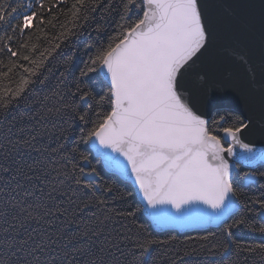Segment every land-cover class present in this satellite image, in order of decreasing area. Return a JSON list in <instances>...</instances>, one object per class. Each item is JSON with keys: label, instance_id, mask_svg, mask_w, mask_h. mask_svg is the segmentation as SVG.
I'll return each instance as SVG.
<instances>
[{"label": "snow or ice", "instance_id": "6c2138e0", "mask_svg": "<svg viewBox=\"0 0 264 264\" xmlns=\"http://www.w3.org/2000/svg\"><path fill=\"white\" fill-rule=\"evenodd\" d=\"M43 6L0 4V53L31 65L10 60L0 71L27 74L14 89L0 87V264H157L178 237L160 239L145 217L158 227L214 224L199 237L201 253L219 264H264V75L258 102L216 78L223 5L74 0L73 20L84 23L60 34L63 46L38 58L13 51L8 42ZM113 12L122 23L108 35ZM260 36L264 54V3ZM77 56L87 59L74 71ZM96 81L107 91L95 93ZM100 163L135 187L105 179ZM257 185L261 195L245 199L243 189Z\"/></svg>", "mask_w": 264, "mask_h": 264}, {"label": "trees", "instance_id": "16d2710c", "mask_svg": "<svg viewBox=\"0 0 264 264\" xmlns=\"http://www.w3.org/2000/svg\"><path fill=\"white\" fill-rule=\"evenodd\" d=\"M8 0H0V4L7 5ZM23 3H29L32 2V0H21ZM110 3H114L117 6H119L120 0H108ZM74 3V0H43V9L39 10V16L36 18V21H34V26L28 30L25 31L24 35L21 37L19 33H17L16 37L13 41L8 42L10 46L12 47L13 51L22 52L24 55H30L31 58H38L40 52L44 51V49L49 48L50 46L56 44V43H66L63 37L60 36L62 32H76L79 31L76 27H74L75 24H83V20H77L74 21L71 9L72 5ZM99 16V13H97V17ZM40 17L43 18V23H38ZM135 19V17H133ZM51 21V23H49ZM122 23L120 16L117 15L115 12H113L112 16L109 18L108 22L105 24V27L107 28L108 35H115L117 31V24ZM95 23L92 24V28L88 29L89 32H91L93 39L96 38V34L94 32ZM3 33L0 32V35ZM73 37H68V40H72ZM81 43H77V47H79L81 50L83 49V44L88 43L87 39V33L80 38ZM24 42L29 43L28 49H20L18 46ZM106 42V40H105ZM36 44L37 49L35 52L31 51V45ZM3 45L0 44V47ZM67 51V49H65ZM55 55V53L53 54ZM87 56H77L75 64L73 66L74 71H78L79 67H82V60H86ZM10 60L16 61L17 65H24V67H30L31 65L27 61H23L22 59H18L17 57H9L8 55L4 53H0V61H3V64H0V71H7V65L9 64ZM52 61V57H48L47 61ZM53 64H56L58 61H52ZM27 75L26 73H23V69L20 67H17L13 69L11 73L8 74V77H0V87L7 86L10 88H15L16 83L19 81L20 75ZM96 88L95 93L102 94L104 91H107V88H101L99 86V81H96ZM105 111H110V107H106ZM82 149L86 146H81ZM95 155V153H93ZM93 163L96 164L97 161L94 159ZM100 169H102V174L104 175L105 179H111L115 180L116 183L119 184V186L122 189L125 190H131L133 188L132 184H128L124 180H122L120 177H117L114 174H111L107 172L104 168L103 163H100L97 165ZM246 170V169H245ZM247 171V170H246ZM261 171H264V169H261ZM261 183H264V180L261 181ZM245 192V199L248 197H259L261 195V191L259 189V185H257L255 188H245L243 189ZM137 200L139 201L138 197ZM142 223H147L150 225V230L154 233H160L159 238L160 239H166L167 237L164 235V233H171L172 235H176L178 237V246L174 245L171 246L170 250L167 252L166 255L163 254L158 259L157 264H171L172 260H177V264H180V261L177 259L179 257H183V264H219L220 257L218 256H206L199 250V237L207 235L208 231H217L216 228H209L205 231H198V232H187L186 233H179L175 231H165L164 233L158 232L155 230L152 226L148 218H142ZM189 237L192 239L189 240ZM179 242H185V243H179ZM259 242V241H257ZM192 248H196L197 251L189 256H184V251H191Z\"/></svg>", "mask_w": 264, "mask_h": 264}, {"label": "water", "instance_id": "95a60500", "mask_svg": "<svg viewBox=\"0 0 264 264\" xmlns=\"http://www.w3.org/2000/svg\"><path fill=\"white\" fill-rule=\"evenodd\" d=\"M218 3L223 7L218 10L219 38L211 61L214 74L218 80L227 79L245 93H251L258 102L261 78L264 75V54H262L260 36L261 4L264 0H218ZM240 56L244 59L241 60ZM245 168L248 170L247 167ZM105 170L135 187L134 178L123 176L108 168ZM137 197L139 200L142 199L138 192ZM150 223L155 230L161 233L165 231L187 233L205 231L211 227L216 228L214 224L209 223L159 227L151 221Z\"/></svg>", "mask_w": 264, "mask_h": 264}, {"label": "rangeland", "instance_id": "374dc122", "mask_svg": "<svg viewBox=\"0 0 264 264\" xmlns=\"http://www.w3.org/2000/svg\"><path fill=\"white\" fill-rule=\"evenodd\" d=\"M246 169V168H245ZM247 170V169H246ZM149 220V219H148ZM152 226V225H151ZM176 232V231H175ZM178 232V231H177ZM180 233V232H179ZM184 234V233H183ZM187 234V233H186Z\"/></svg>", "mask_w": 264, "mask_h": 264}]
</instances>
